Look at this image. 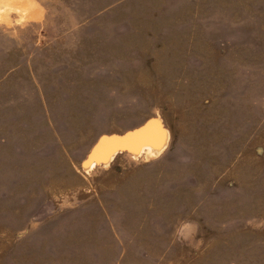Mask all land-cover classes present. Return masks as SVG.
<instances>
[{"label": "rangeland", "instance_id": "374dc122", "mask_svg": "<svg viewBox=\"0 0 264 264\" xmlns=\"http://www.w3.org/2000/svg\"><path fill=\"white\" fill-rule=\"evenodd\" d=\"M0 264H264V0H0Z\"/></svg>", "mask_w": 264, "mask_h": 264}, {"label": "bare ground", "instance_id": "6f19581e", "mask_svg": "<svg viewBox=\"0 0 264 264\" xmlns=\"http://www.w3.org/2000/svg\"><path fill=\"white\" fill-rule=\"evenodd\" d=\"M153 133H155V129L153 128V126L151 124L147 125L146 127L142 128L139 131L134 132L133 134L129 135L128 137H116V138H121L117 139V140H103L100 142V144L98 145L99 147H103L106 149L105 150V154L106 155H101V157L95 161H91L89 160L87 163V166L89 165H94L93 163L97 162H102V161H107L108 158L112 157L115 154V150H109V146L105 147L106 143H110L114 144L115 142L117 144H115V146L117 147L118 150H122L124 149H129V152H135L136 150L130 149L133 147H140L137 151L139 153L144 154L145 157H151L155 155V150L153 148V146L147 144V142H149V140L151 139V136H153ZM148 136L149 139H145L143 137ZM120 142V143H119ZM105 156V157H104Z\"/></svg>", "mask_w": 264, "mask_h": 264}]
</instances>
